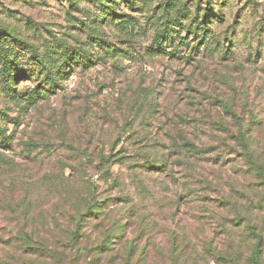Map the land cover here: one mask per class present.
<instances>
[{"label": "rangeland", "instance_id": "374dc122", "mask_svg": "<svg viewBox=\"0 0 264 264\" xmlns=\"http://www.w3.org/2000/svg\"><path fill=\"white\" fill-rule=\"evenodd\" d=\"M117 1L107 23L96 20L107 0H0V31L91 59L50 89L11 43L28 73L14 99L0 72V264H68L66 230L94 198L107 215L85 221L76 264L122 217V240L139 245L128 264H264V0ZM204 7L215 18L195 37ZM159 28L174 36L165 54ZM21 230L60 253L20 250Z\"/></svg>", "mask_w": 264, "mask_h": 264}, {"label": "trees", "instance_id": "16d2710c", "mask_svg": "<svg viewBox=\"0 0 264 264\" xmlns=\"http://www.w3.org/2000/svg\"><path fill=\"white\" fill-rule=\"evenodd\" d=\"M69 4L73 7L78 8V0H67ZM208 3L211 6L212 0H208ZM114 4V5H112ZM120 4V1L117 0H107V3H102L100 18H97L98 21H103L107 18V23L112 22L115 15L114 11L116 9V5ZM201 11L203 14L198 13L192 22L190 23L191 30L190 32L197 37L200 33L208 32L210 28V24L213 22V18L215 15L212 13L210 7H204ZM173 25L182 26V21L175 17ZM186 26V25H185ZM160 28L158 29V31ZM174 38L173 34L171 35L170 30H160L154 37V42L156 44V48L154 49L157 53H168L164 47V40L167 38ZM15 42L16 45H22L23 48L26 49L32 56V58L39 64V70L43 74V82L50 89H56L59 86L60 79L67 73L65 70L66 66H72L80 64L84 67L89 66L91 59L87 52L83 53L82 49L77 48H62L60 51L56 49H50L49 52H42L38 47H36L33 43L24 40L19 37V35L14 30L5 29L0 31V72L1 78L4 83V88L9 96L14 99H19L20 94L16 91V81L19 76L28 73L27 69H21L20 59L18 52L11 47V43ZM61 62V63H60ZM30 75V74H28ZM35 92L29 95V99H33L35 96ZM30 100V101H31ZM1 113L0 111V131H2L1 125ZM241 135V133H240ZM240 140L245 147L247 145V138L243 134ZM251 162H254L255 159L251 156L249 157ZM262 172V176L264 178V168H260ZM94 198V194L91 195ZM100 199L94 198V200L85 199L83 201L84 209H77L75 214L73 215V227H68L66 233L68 238L64 241V254L68 257V264H76L78 263V259L80 255H82V251L85 250L83 244L88 243L89 241H83L84 238H87L86 233L83 231L85 221L89 220V218L95 217L98 218L101 215H107L105 211V207L102 205L104 201H99ZM102 202V203H100ZM91 215H87V214ZM127 218V217H125ZM121 219H116L113 222L114 228H111L110 231H104V237L101 239L96 245L87 248L86 260L90 258L89 264H100V260H102L103 255L107 252H114L116 264H121L118 262V258L126 256L129 258L126 264L131 262L132 256L136 253L139 245L137 244V239H131L124 242L122 238L126 233L127 223ZM117 240H122L121 243H118ZM16 246L21 250V248L25 252L33 253L39 255L40 257H54L59 252V248L56 244L51 243L49 238H35L34 232H27L25 230H21L18 234V238L14 242ZM123 252V253H122ZM122 257V259H124ZM121 259V260H122ZM125 264V262L123 263Z\"/></svg>", "mask_w": 264, "mask_h": 264}]
</instances>
